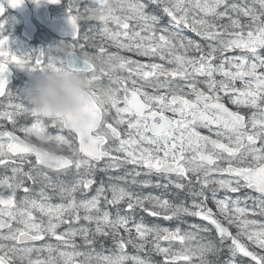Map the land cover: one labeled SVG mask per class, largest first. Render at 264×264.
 Listing matches in <instances>:
<instances>
[{"label": "snow or ice", "instance_id": "snow-or-ice-1", "mask_svg": "<svg viewBox=\"0 0 264 264\" xmlns=\"http://www.w3.org/2000/svg\"><path fill=\"white\" fill-rule=\"evenodd\" d=\"M65 6L72 40L47 51H13L0 19V264H264V0ZM12 65L87 75V122L30 107Z\"/></svg>", "mask_w": 264, "mask_h": 264}, {"label": "clouds", "instance_id": "clouds-1", "mask_svg": "<svg viewBox=\"0 0 264 264\" xmlns=\"http://www.w3.org/2000/svg\"><path fill=\"white\" fill-rule=\"evenodd\" d=\"M101 67V61L89 57ZM30 81L24 90L25 102L43 116L69 119L84 124L88 119V108L98 97L92 94L87 75L67 68L29 72ZM100 99L105 98L102 90H97Z\"/></svg>", "mask_w": 264, "mask_h": 264}, {"label": "rangeland", "instance_id": "rangeland-1", "mask_svg": "<svg viewBox=\"0 0 264 264\" xmlns=\"http://www.w3.org/2000/svg\"><path fill=\"white\" fill-rule=\"evenodd\" d=\"M65 1H67V0H65ZM55 10H56L55 13L67 11L66 6L57 7ZM3 19H7V34L10 38V45H11V48L13 51L31 52V51L36 49L35 43L29 44L25 41V39L22 35V31L20 30V26L23 25V20L16 11H10ZM188 35H192V34L188 33ZM38 40L42 41L43 43L46 44V46H47L46 51L49 49H55L58 45L61 44V42H64V43L70 42L67 40L56 39L52 34L49 33V31L46 29V27L40 28V30L38 32ZM105 47H109V46L107 44H105ZM109 51H115V49L109 47ZM139 58H142V57H139ZM142 59H144V58H142ZM11 67L14 69L15 78H14L13 82L9 85V89L14 93L23 95L24 90L26 89V87L28 86L29 81H30L29 72L26 70L20 69V68L16 67L15 65H12ZM13 102L15 103V102H19V101H13ZM7 103H8V101L5 98H2V97L0 98V111L3 110V106L7 105ZM32 122H34V121H31V120L28 121L27 122L28 126H30V124ZM21 123H25V122L21 121ZM0 124L5 125L6 128L12 129V125L8 122L0 121ZM49 131L51 132L52 135H57V134L63 135V134H65L69 139H71V136L69 135L67 130L61 131L59 129L50 128ZM20 134H22V133H20ZM145 192H149V191H145ZM152 192L158 193V191H156V192L152 191ZM195 222L200 223L197 220ZM2 231L6 233L7 230H2ZM133 234H135V233H133ZM49 242L55 243L54 240L49 241ZM5 243H11V242L0 240V244H5ZM39 243H41V242H37L38 245H39ZM81 250H84V249H81ZM96 251L97 252L101 251L99 245H97ZM129 252H132V251L129 249ZM104 254H109V252H105Z\"/></svg>", "mask_w": 264, "mask_h": 264}, {"label": "water", "instance_id": "water-1", "mask_svg": "<svg viewBox=\"0 0 264 264\" xmlns=\"http://www.w3.org/2000/svg\"><path fill=\"white\" fill-rule=\"evenodd\" d=\"M49 5L50 3H48L47 0H40L39 3L34 2L33 7L37 19L40 20V22H42L43 24L47 25L48 27H50L51 29L62 35L67 34L72 36V29H71V25L67 20V16L51 20L48 10ZM13 9H18L20 13L24 16L25 19L24 34L30 38H33V35L36 31V26L31 20V11L29 10L27 3L24 2L22 6ZM12 79H13V69L10 67V75L8 77L9 82L12 81ZM17 135L19 134L17 133Z\"/></svg>", "mask_w": 264, "mask_h": 264}, {"label": "flooded vegetation", "instance_id": "flooded-vegetation-1", "mask_svg": "<svg viewBox=\"0 0 264 264\" xmlns=\"http://www.w3.org/2000/svg\"><path fill=\"white\" fill-rule=\"evenodd\" d=\"M27 1V3L29 4V5H32V2H33V0H26ZM64 3L66 4L67 3V1H65L64 0ZM64 3H62V4H52L51 6H50V12H51V16L53 17V18H57V17H60V16H65V15H67V11L66 12H58V13H55V9L57 8V7H60V6H65V4ZM35 13L34 12H32V18H33V20L35 19ZM92 23H95V22H92ZM40 28H45V27H43V26H39L38 25V31L37 32H39V30H40ZM47 29V28H46ZM20 30L22 31V26H20ZM48 31H49V33L50 34H52L56 39H60V40H67V41H71L72 39H70V38H63L62 36H60V35H57V34H55V33H53V32H51L49 29H47ZM25 39V41L27 42V43H29V44H36V51H39V49H40V46H42V50H44V51H46V48H47V46H46V44L45 43H43L42 41H39L38 40V35L33 39V40H28V39H26V38H24ZM97 42H99V37H97ZM115 49V48H114ZM116 50V49H115ZM89 51H92V49H89ZM124 55H128V56H131L133 59H137V60H140V58L138 57V56H135V55H133V54H131V53H123ZM106 82V81H105ZM229 107H234V106H232V105H228ZM205 134H207V133H205ZM153 179H155V177H153ZM158 190V189H157ZM160 191V190H159ZM233 231H235V229H233Z\"/></svg>", "mask_w": 264, "mask_h": 264}, {"label": "trees", "instance_id": "trees-1", "mask_svg": "<svg viewBox=\"0 0 264 264\" xmlns=\"http://www.w3.org/2000/svg\"><path fill=\"white\" fill-rule=\"evenodd\" d=\"M145 218L148 219L150 223L158 222V223H160V224H162V225H170L171 227H173V226L175 225V221L169 223V222H166V221H163V220L153 221V220H151V219L148 218V217H145ZM154 258L157 259V260L160 259L158 256H156V257H154Z\"/></svg>", "mask_w": 264, "mask_h": 264}]
</instances>
